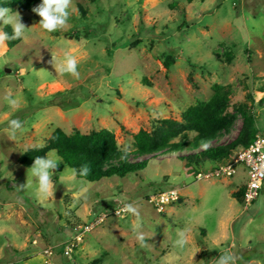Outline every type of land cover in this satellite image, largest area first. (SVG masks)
Segmentation results:
<instances>
[{
  "label": "rangeland",
  "instance_id": "374dc122",
  "mask_svg": "<svg viewBox=\"0 0 264 264\" xmlns=\"http://www.w3.org/2000/svg\"><path fill=\"white\" fill-rule=\"evenodd\" d=\"M69 12L53 33L32 11L18 12L29 27L25 38L12 48L0 44V264H215L224 253L235 264H264V189L248 208L237 202L233 193L248 182L242 166L229 179L198 180L167 155L139 174L90 183L67 180L71 169L61 161L54 195L41 199L34 188L19 189L28 169L18 163L57 129L110 130L132 150L134 135L163 119L181 121L212 99L217 84L233 89L235 124L210 146L237 137L242 104L252 107L264 134V0H70ZM65 52L77 58L78 78L51 63ZM9 91L18 108L3 100ZM14 118L24 122L15 135L7 128ZM81 188L87 192L76 195ZM172 189L180 201L159 212L151 197ZM101 215L105 221L68 252L74 227ZM184 228L189 243L181 250L173 242Z\"/></svg>",
  "mask_w": 264,
  "mask_h": 264
},
{
  "label": "trees",
  "instance_id": "16d2710c",
  "mask_svg": "<svg viewBox=\"0 0 264 264\" xmlns=\"http://www.w3.org/2000/svg\"><path fill=\"white\" fill-rule=\"evenodd\" d=\"M187 1L191 4L196 0ZM40 3L41 0H0V5L22 14L31 12ZM4 31L11 34V27L7 26ZM19 41L10 40L7 43L12 48ZM172 63V58H168L164 66L170 69ZM213 92L210 101H201L190 107L183 113L181 121L163 119L155 123L152 131L141 130L134 135L132 150L122 149L116 135L110 130L89 134L76 131L68 134L57 129L44 147L27 150L18 159V163L29 169L35 157L55 150L70 169L87 165L89 174L77 178L95 183L107 178L124 179L131 174H139L148 168L150 160L171 155L184 163V171L188 177L197 179L206 164L216 166L225 163L234 156L237 149L250 146L259 135L264 136L252 107L242 104L236 107V112L243 120L237 137L230 143L210 146L212 141L229 132L235 124V117L231 112L234 107L232 87L217 84L213 87ZM191 135L194 136L193 140ZM193 150L196 152H192ZM244 188L245 186L233 193V197L241 205H244Z\"/></svg>",
  "mask_w": 264,
  "mask_h": 264
},
{
  "label": "clouds",
  "instance_id": "9594fccd",
  "mask_svg": "<svg viewBox=\"0 0 264 264\" xmlns=\"http://www.w3.org/2000/svg\"><path fill=\"white\" fill-rule=\"evenodd\" d=\"M69 4L70 0H41L39 5L32 8V12L42 18L37 25L42 27L48 33H53L63 28L68 23L70 17ZM0 25H2L0 28L3 26L11 27V34L7 31L0 30V44L10 40L24 39L26 29L29 28L22 22L21 15L18 12H14L9 7L3 5H0ZM51 63L54 64L57 73L70 74L76 78L79 77L77 58L71 54L65 52L63 59L59 64H57L54 58ZM3 100L13 109L18 108L19 106L16 95L11 91L4 95ZM23 126L24 122L19 118L10 119L7 122V128L13 135L22 130ZM35 147H38V145ZM62 160L63 158L60 157L55 150H51L43 156L35 157L32 166L28 169L27 184L19 186V189L24 191L29 188H34L39 198H50L54 195V170L58 168V165ZM64 172L68 173V167ZM89 172L90 169L87 165H82L79 169L72 168L70 173L67 174L66 179L73 181L77 177L83 178L86 177ZM32 180L35 181L34 184L32 183ZM86 192V188H81L76 195H82ZM127 208L130 212H136V209L131 205H128ZM134 231H136L137 239L143 241V233L135 228ZM188 243V229L184 228L178 230L176 232V239L173 242V246L183 250ZM215 264H235V256L230 253L220 254L218 258H215Z\"/></svg>",
  "mask_w": 264,
  "mask_h": 264
},
{
  "label": "built area",
  "instance_id": "2783aa9c",
  "mask_svg": "<svg viewBox=\"0 0 264 264\" xmlns=\"http://www.w3.org/2000/svg\"><path fill=\"white\" fill-rule=\"evenodd\" d=\"M243 167L248 175V182L244 188V206L248 208L258 198L264 189V136L259 135L248 147L237 149L234 156L225 163L213 166L207 171H202L198 180L202 179H229L232 178L238 167ZM181 199V192L178 189L168 190L152 196L150 203L161 212L165 206H170ZM124 209L115 210V215H122ZM107 215H101L94 223L88 225H77L74 227V236L67 241L64 246L68 252L78 248V244L83 239L84 233H90L97 225L103 223ZM50 253V250L47 251Z\"/></svg>",
  "mask_w": 264,
  "mask_h": 264
},
{
  "label": "crops",
  "instance_id": "0c3cea01",
  "mask_svg": "<svg viewBox=\"0 0 264 264\" xmlns=\"http://www.w3.org/2000/svg\"><path fill=\"white\" fill-rule=\"evenodd\" d=\"M244 172H246L245 169H244ZM246 174H247V173H246ZM247 176H248V175H247Z\"/></svg>",
  "mask_w": 264,
  "mask_h": 264
}]
</instances>
